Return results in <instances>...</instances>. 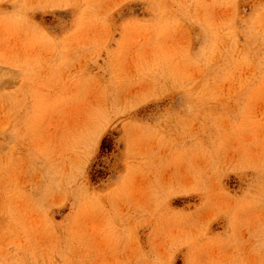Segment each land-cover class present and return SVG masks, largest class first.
Here are the masks:
<instances>
[{
  "label": "rangeland",
  "instance_id": "1",
  "mask_svg": "<svg viewBox=\"0 0 264 264\" xmlns=\"http://www.w3.org/2000/svg\"><path fill=\"white\" fill-rule=\"evenodd\" d=\"M0 264H264V0H0Z\"/></svg>",
  "mask_w": 264,
  "mask_h": 264
}]
</instances>
